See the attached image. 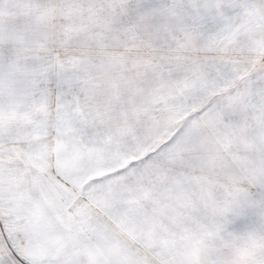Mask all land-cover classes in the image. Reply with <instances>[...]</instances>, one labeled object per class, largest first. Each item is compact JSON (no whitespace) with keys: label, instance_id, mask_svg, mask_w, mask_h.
Segmentation results:
<instances>
[{"label":"snow or ice","instance_id":"snow-or-ice-1","mask_svg":"<svg viewBox=\"0 0 264 264\" xmlns=\"http://www.w3.org/2000/svg\"><path fill=\"white\" fill-rule=\"evenodd\" d=\"M0 264H264V0H0Z\"/></svg>","mask_w":264,"mask_h":264}]
</instances>
